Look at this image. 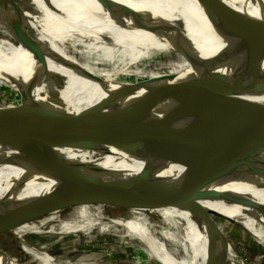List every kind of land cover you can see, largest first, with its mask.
Listing matches in <instances>:
<instances>
[{
	"label": "bare ground",
	"instance_id": "6f19581e",
	"mask_svg": "<svg viewBox=\"0 0 264 264\" xmlns=\"http://www.w3.org/2000/svg\"><path fill=\"white\" fill-rule=\"evenodd\" d=\"M191 1L67 0L30 16L25 22L28 32L0 39V48L6 52L8 62L16 64L21 73L32 79L34 89L43 95L60 91L65 94L87 95L92 100L122 96L120 86H116V77L120 74H144L139 69L131 70V66L126 64L151 60L169 50L210 47L213 50L228 51L226 55L232 59L237 56L241 63L260 61L259 59L264 61L262 16L241 28L233 29L214 22L198 11ZM208 1L226 9L238 10L255 0ZM151 21L156 23L158 29L149 25ZM208 34L227 44H234L237 49L253 54L254 57L216 45L199 46L214 43L196 41L198 37ZM163 77L170 82H194L185 78ZM255 77L253 88L247 85L231 94L255 95L264 87V70L258 68ZM6 78L0 72V83L7 84ZM142 95L144 94L133 97ZM48 105L51 109H46L62 112L57 118L74 111L52 103ZM239 137L241 141H246L241 142L246 146L217 147L202 142L194 144L156 139L108 141L77 152L70 160L63 162L59 171L41 186L48 187V190L72 186L68 181L70 174L82 168L95 166L104 170L110 167L120 169L127 163L124 158L131 154L136 158L127 166L144 172L146 179L132 178L129 181L150 190L182 195L186 197L184 201L187 206H200L210 213L221 215V218L237 223L246 222V232L264 242V141L249 139L244 135ZM146 144L154 145L155 150L161 149L160 147L164 149L152 151L153 155L137 150V146ZM25 153L26 149H10L2 154L0 174L12 170ZM212 157H217L218 161L211 162ZM48 203L42 201L0 205V218L6 219L0 232L11 229L14 219L23 211L40 210L46 204L55 206L71 202ZM132 211L142 216L159 217L163 221H179L183 225L182 242L192 255L189 264H226L227 251L232 254L229 242H225L215 230L207 226L206 218L200 214L152 209ZM60 213H52L30 224L18 223L12 233L20 228L30 232L39 229L43 232L36 224L41 221L47 224L58 223L61 226L59 231L64 236L84 234L97 226L101 229L100 237L107 236L105 232L113 229H127L126 238L137 231L136 224L131 221L100 218L93 206L72 208L69 220L64 223L59 221ZM50 234L51 231L46 232L45 236ZM13 237L16 238L14 233ZM159 259L163 261L162 257ZM9 264L16 263L10 261Z\"/></svg>",
	"mask_w": 264,
	"mask_h": 264
},
{
	"label": "water",
	"instance_id": "95a60500",
	"mask_svg": "<svg viewBox=\"0 0 264 264\" xmlns=\"http://www.w3.org/2000/svg\"><path fill=\"white\" fill-rule=\"evenodd\" d=\"M65 1L67 0H0V39L28 32L25 22L30 16ZM191 3L214 22L233 29L241 28L262 16L264 33L262 0H255L238 10L226 9L208 0H192ZM149 25L158 29L153 21ZM237 48L233 47V50L236 51ZM178 51L187 59V53ZM219 55L223 57L221 60L231 59L224 52ZM199 56L201 55L194 57L192 62L197 73L192 79L197 82L210 79L211 84L207 87L188 81H167L149 94L133 97L140 87L139 83L123 84L119 88L122 96L92 100L87 95L65 94L60 91L43 95L34 89L32 79L21 73L16 64L8 62L6 52L0 48V72L20 86L24 93L22 96L30 104L38 106L44 115L49 116L47 123L34 128L31 123L34 118L26 110H21L22 114L16 113L12 119L21 125H28L24 131L9 129L0 123V156L10 149H26L25 155L12 170L0 174V205L18 202H71L55 206L46 204L40 210L23 211L14 219L11 229L0 232V235L12 232L18 223L30 224L52 213L84 205L196 213L205 217L206 225L218 233L210 220L211 216L217 219L221 215L210 213L200 206H187L184 201L186 197L182 195L175 196L141 187L100 167L92 166L74 171L68 180L72 186L68 185L63 189L48 190V187L41 186L59 171L63 162L70 160L77 152L108 141L156 139L194 144L202 142L217 147L246 146L241 143L246 141H241L240 135L264 141V87L251 96L231 94L234 87L247 81V77L248 87L253 88L256 67L264 70L263 59L247 63L234 61L247 66L244 71L237 69L238 74L245 75V79L239 85H227L226 82L223 84L227 74L209 76L211 61H204ZM128 94L132 96L126 97ZM50 103L74 111L57 118L62 112L50 110ZM153 146L146 144L136 148L152 155V151L164 149L160 147L161 149L155 150ZM210 160L216 163L218 158L212 157ZM137 179L146 178L143 176ZM51 206L54 207L49 210ZM64 206L66 207L63 208ZM5 223L6 219L1 217L0 229ZM218 234L224 238L220 232ZM11 260L0 249V264H9Z\"/></svg>",
	"mask_w": 264,
	"mask_h": 264
},
{
	"label": "rangeland",
	"instance_id": "374dc122",
	"mask_svg": "<svg viewBox=\"0 0 264 264\" xmlns=\"http://www.w3.org/2000/svg\"><path fill=\"white\" fill-rule=\"evenodd\" d=\"M196 41H211L214 43H205L199 46L216 45L230 51H234L233 47L236 46L222 42L210 34L198 37ZM192 48L184 47L178 49L187 53V59L180 55L177 49H174L159 54L151 60L126 64L131 66V70L139 69L144 74L138 76L120 74L116 77V86L122 87L123 84L139 83L138 86L140 87L135 93L136 96L151 93L164 82L169 81L163 76H171L177 79L185 78L193 81L192 78L197 73L192 62L198 54L201 55L199 57L202 60L211 61L208 69L209 76L218 77V75L226 73L223 84L226 82L227 85H239L244 81L245 75L233 73L232 71L228 72L231 69L230 66L227 65L226 60H221L223 57L219 55V53L224 51L223 49L218 51L210 47ZM236 51L247 54L248 57H251L250 55L254 57L253 54L246 53L243 50L236 49ZM224 52L228 53V51ZM246 68L247 66L236 63V69L244 71ZM256 69L258 71L257 67ZM155 77H158V79ZM6 82L7 84L0 83V113L2 114L0 123L2 126L6 125L9 129L18 128L24 131L28 125H21L17 123L18 121L14 122L12 119L16 113L21 115V112H23L21 110L23 109L30 113L32 119L34 118L31 122L34 128L48 122L49 117L44 115L37 108L38 106L30 104L23 97L24 93L20 91L19 85L8 78H6ZM194 82L207 86L211 84L210 79L201 82L194 80ZM135 158L134 155L128 154L124 158L127 163L122 168L116 169L117 167H113L111 169L110 167L107 170L108 173L121 179L142 178L144 172L127 166ZM93 209L100 218L106 220L131 221L136 224L137 231L134 232V235H129L126 238L127 229H113L105 232L108 237H100L101 229L97 226L84 234H68L64 236L61 230L59 231L61 226L58 223L47 224L41 221L36 224L43 229L44 233L39 231V229L35 230L36 232H30L20 228L13 232L16 237L14 239L13 233L10 231L0 235V249L16 264H189L192 255L182 242L181 232L183 225L179 221H163L159 217L142 216L132 210L113 207L93 206ZM70 210L68 209L59 214L60 222L64 223L69 220ZM210 224L214 229H218L224 237L223 239L226 240L225 242L228 241L230 248L233 250L232 254L229 253V250L227 251L226 264H264V242L246 232L248 223H237L225 218L216 219L211 216ZM50 231L52 234L45 236V233ZM141 234H144V236H141ZM159 257H162L163 261Z\"/></svg>",
	"mask_w": 264,
	"mask_h": 264
},
{
	"label": "crops",
	"instance_id": "0c3cea01",
	"mask_svg": "<svg viewBox=\"0 0 264 264\" xmlns=\"http://www.w3.org/2000/svg\"><path fill=\"white\" fill-rule=\"evenodd\" d=\"M193 49V48H192ZM234 55V54H233ZM238 57L236 56V57H234L233 59L231 58V59H227V58H224L226 61H227V65L228 66H230V70L228 71V72H230V71H232V72H236V73H238V70L236 69V63L235 62H241L240 61V59L238 58ZM235 61V62H234ZM225 66V65H224ZM245 74H247V71L245 72ZM257 74V73H256ZM256 74L254 75V76H256ZM249 76V75H248ZM247 81L246 82H244L242 85H239V86H237V87H234L233 89H232V92L231 93H235V92H238L240 89H242L243 87H245V86H247L248 85V81H249V77H247V79H246Z\"/></svg>",
	"mask_w": 264,
	"mask_h": 264
}]
</instances>
